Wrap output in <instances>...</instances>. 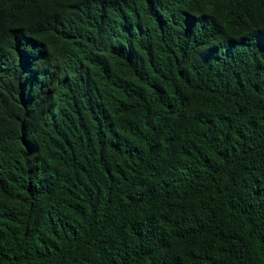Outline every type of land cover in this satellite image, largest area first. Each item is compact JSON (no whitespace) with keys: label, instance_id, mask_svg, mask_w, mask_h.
Returning <instances> with one entry per match:
<instances>
[{"label":"trees","instance_id":"obj_1","mask_svg":"<svg viewBox=\"0 0 264 264\" xmlns=\"http://www.w3.org/2000/svg\"><path fill=\"white\" fill-rule=\"evenodd\" d=\"M0 264H264V0H0Z\"/></svg>","mask_w":264,"mask_h":264}]
</instances>
